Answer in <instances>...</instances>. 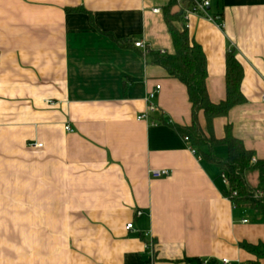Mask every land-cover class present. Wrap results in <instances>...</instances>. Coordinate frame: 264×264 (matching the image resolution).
Here are the masks:
<instances>
[{
  "label": "crops",
  "instance_id": "0c3cea01",
  "mask_svg": "<svg viewBox=\"0 0 264 264\" xmlns=\"http://www.w3.org/2000/svg\"><path fill=\"white\" fill-rule=\"evenodd\" d=\"M168 4L0 0V264L256 260L240 244L264 242V213L234 207L219 168L170 125H191L192 104L186 86L148 59L174 53ZM209 12L223 27L196 14L177 25L188 23L206 55L211 101L226 97L230 50L246 99L214 120V135L230 124L264 160V0H210ZM157 85L156 112L138 120ZM199 121L205 127L203 113ZM213 152L227 156L224 146ZM248 180L264 189L258 172Z\"/></svg>",
  "mask_w": 264,
  "mask_h": 264
},
{
  "label": "trees",
  "instance_id": "16d2710c",
  "mask_svg": "<svg viewBox=\"0 0 264 264\" xmlns=\"http://www.w3.org/2000/svg\"><path fill=\"white\" fill-rule=\"evenodd\" d=\"M176 0H169L164 11L165 20L169 27L174 45L173 54L161 55L150 53L149 61L164 68L169 77L182 82L188 91L192 104V123L189 126L170 124L180 134L188 137L196 154L204 161L219 168L226 175L227 189L224 196L234 207L249 208L264 213V189L249 183L248 175L258 172L262 181L264 177V160L254 158V153L248 150L243 141L232 133L231 125H226L225 136L218 139L214 135V120L225 117L229 111L246 102L241 85L244 78L243 67L237 60L235 52L230 50L226 54V97L218 103L211 101L208 88L207 58L202 47L189 35L188 29L177 25L182 19V13H172ZM82 8L68 9L70 12H78ZM106 36L125 46L123 40L116 38L110 32H104ZM205 117V127L199 121V115ZM224 146L227 156L220 157L213 152L214 147ZM203 148H208L205 152ZM241 248L252 254L256 260L248 264H261L264 258V242L251 244L243 242ZM176 264H219L217 260H202L197 257H185Z\"/></svg>",
  "mask_w": 264,
  "mask_h": 264
},
{
  "label": "built area",
  "instance_id": "2783aa9c",
  "mask_svg": "<svg viewBox=\"0 0 264 264\" xmlns=\"http://www.w3.org/2000/svg\"><path fill=\"white\" fill-rule=\"evenodd\" d=\"M176 6L179 7L181 9V13H182V19L183 21H187L189 15L191 14H196L198 16H201L202 18H205L211 22H214L216 24H218L219 27H223V24L218 21L216 19V17H214L213 15L210 14L209 12V8H210V0H176ZM154 12L159 13L160 10H154ZM185 27L188 29L189 25L188 23H185ZM135 47L137 48H142L144 51H148V47L145 44L144 41H137L135 42ZM160 89V85L156 86V90L155 91H151L148 94L147 97V101H148V107L147 110L143 113H141L137 119L138 120H149L150 119V115L153 112H156L157 110V105L155 103V97H156V91H158ZM154 124V123H153ZM66 131L68 132H73L72 128L67 125L65 127ZM185 140L189 142L188 137H185ZM30 147L32 148H42L43 144L42 143H38V142H34V143H30L29 144ZM191 151L192 153L196 154V149L191 147ZM151 174L155 177V178H159V177H163V176H169L170 175V171L169 170H153L151 171ZM222 178L225 181V183L227 184V178L226 175L224 173H222ZM141 212H138V215H140ZM134 224L133 223H129L126 226V229L131 230L133 229ZM146 248L148 250H150L151 254L153 255V244L152 242H150ZM222 264H246V263H242L239 261H232L230 259L227 258H223L221 261Z\"/></svg>",
  "mask_w": 264,
  "mask_h": 264
}]
</instances>
